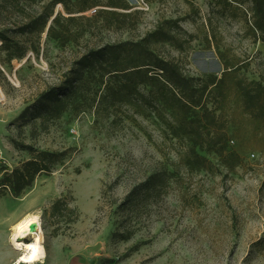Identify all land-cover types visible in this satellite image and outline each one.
<instances>
[{
    "label": "rangeland",
    "instance_id": "obj_1",
    "mask_svg": "<svg viewBox=\"0 0 264 264\" xmlns=\"http://www.w3.org/2000/svg\"><path fill=\"white\" fill-rule=\"evenodd\" d=\"M99 1L95 9H109L107 0ZM125 1L128 9H115L130 12L123 22L100 18L89 38L62 46L46 31H18L43 2L25 3L21 10L13 0H0V44L3 35L11 45L0 46V169L32 157L21 144L60 154L51 173L37 175L19 196L3 193L0 185V220L22 211L13 224L0 226V264L16 259L19 250L9 236L27 214L40 217L45 250L62 248L93 264H264V131L254 128L232 86L222 107L213 98L209 106L224 120L229 147L240 155L233 170L207 154L215 170L189 172L181 160L184 145L167 136L155 116L130 107L109 116L92 109L67 112L45 129L39 119L21 124L23 109L63 79L86 46L137 40L158 26L172 37L152 40V49L185 73L220 76L227 65L236 78L264 79V43L252 25L250 0ZM54 11L66 14L59 3ZM19 48L22 56L16 55ZM162 167L174 175L161 194L119 208L134 184ZM58 198L75 208L76 220L69 222L64 212L51 216ZM127 229L132 235L124 239L119 233Z\"/></svg>",
    "mask_w": 264,
    "mask_h": 264
},
{
    "label": "trees",
    "instance_id": "obj_2",
    "mask_svg": "<svg viewBox=\"0 0 264 264\" xmlns=\"http://www.w3.org/2000/svg\"><path fill=\"white\" fill-rule=\"evenodd\" d=\"M21 10L26 4L43 2L37 14L28 23L19 27L25 33H42L65 46L77 44L91 36L97 23L123 22L130 12L125 0H107L109 9H95L99 0H13ZM253 13V28L259 32L264 43V0H250ZM61 4L65 13L54 11ZM93 9L94 14L85 17V11ZM78 14V15H77ZM84 21V22H83ZM95 21L96 24H90ZM86 22V25H85ZM88 25V26H87ZM172 37L162 26L137 40L100 42L86 46L75 57L64 73L63 79L52 83L37 95L31 105L19 115L21 124L39 119L41 129L59 119L64 113L79 114L92 109L96 115L115 114L123 107H130L141 116H155L162 131L184 145L181 160L189 172L214 171L215 165L207 154H214L219 164L233 170L240 163V155L229 147V137L224 120L209 106L210 98L217 100L221 107L227 99L226 89L232 86L240 98L243 111L251 118L256 130L264 131V79L244 80L235 77V69L227 65L220 76L215 73L190 75L172 59L158 55L151 47L154 41H165ZM0 46L9 49L7 37L1 35ZM38 52V49H36ZM19 48L16 55L22 56ZM216 91L217 96L214 95ZM29 149L32 157L21 161L12 169L2 167L0 185L3 193L19 196L30 186L37 175L50 174L60 154L55 151ZM174 172L166 167L158 168L132 186L119 208L132 203L141 204L152 194H161L168 179ZM264 188V179L261 183ZM66 213L74 221L77 213L74 207L61 198L51 206V216ZM128 239L129 229L119 233Z\"/></svg>",
    "mask_w": 264,
    "mask_h": 264
},
{
    "label": "clouds",
    "instance_id": "obj_3",
    "mask_svg": "<svg viewBox=\"0 0 264 264\" xmlns=\"http://www.w3.org/2000/svg\"><path fill=\"white\" fill-rule=\"evenodd\" d=\"M35 225V230L32 229ZM15 235L11 240L15 247L22 249V255L16 261V264H44L46 252L42 244V229L40 227V217L38 215L26 216L19 224L15 226ZM28 235L33 236V240L27 244L17 241L27 239Z\"/></svg>",
    "mask_w": 264,
    "mask_h": 264
},
{
    "label": "crops",
    "instance_id": "obj_4",
    "mask_svg": "<svg viewBox=\"0 0 264 264\" xmlns=\"http://www.w3.org/2000/svg\"><path fill=\"white\" fill-rule=\"evenodd\" d=\"M21 215L22 211L20 212V210L19 212L16 211V213L14 211H11L10 215H7L3 218V220H0V226L4 228V226L8 224H13ZM45 251L46 259L44 261V264H93L88 259L80 256L79 253L63 250L62 248L53 250L47 249ZM1 264H16V259L12 258L9 260V262H5V260H3ZM37 264H39V262H37Z\"/></svg>",
    "mask_w": 264,
    "mask_h": 264
},
{
    "label": "bare ground",
    "instance_id": "obj_5",
    "mask_svg": "<svg viewBox=\"0 0 264 264\" xmlns=\"http://www.w3.org/2000/svg\"><path fill=\"white\" fill-rule=\"evenodd\" d=\"M29 215H33V216H35V215H37V214H27L26 216H29ZM26 216H24L23 218H21L14 226H13V228H12V231H11V233H10V236H9V241L12 243V245L15 247V245L13 244V242H12V240H11V237L13 236V235H15L16 233H15V226L17 225V224H19ZM40 227H41V221H40ZM32 229L33 230H35V225H32ZM42 229V228H41ZM28 236H32V235H28ZM32 240H33V236H32ZM32 240H30V241H24V240H22V241H20V240H18L17 242L18 243H23V244H27V243H29V242H31ZM16 249H18L17 247H15ZM19 250V253H18V255H17V257H16V259L18 260V258L22 255V249H18Z\"/></svg>",
    "mask_w": 264,
    "mask_h": 264
}]
</instances>
